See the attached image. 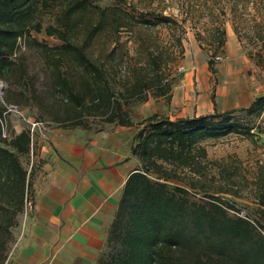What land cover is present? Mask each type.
Wrapping results in <instances>:
<instances>
[{"label": "rangeland", "instance_id": "1", "mask_svg": "<svg viewBox=\"0 0 264 264\" xmlns=\"http://www.w3.org/2000/svg\"><path fill=\"white\" fill-rule=\"evenodd\" d=\"M72 1L56 0L44 7L38 16L43 25L64 29L57 18L63 6ZM162 16L168 20L159 22ZM226 25L243 41L242 46L260 71L264 70V0H86L85 7L72 16L70 34L76 44L86 41L84 52L98 72L60 50L61 41L43 31H32L30 39H20L9 58L10 65L0 74V124L6 134H0V145L12 151L21 166L30 171L37 164V149L45 129L100 130L110 124L106 122L110 112L97 107L101 97L107 95L114 107H119L117 117L126 113L133 119L135 131L142 120H134L136 115L150 111V103L158 101H154L161 89L157 78L170 83L171 88L178 66L185 61H221ZM94 27L98 29L94 31ZM220 38L223 42L218 44ZM215 56L221 59L215 60ZM59 79L67 85L62 87ZM71 94L83 96L79 106ZM8 105L16 106V110L8 111ZM232 116L250 127V135L230 133L203 142L206 158L201 171L178 169L179 177L170 179L168 186L184 187L194 203L209 207L214 203L229 217L247 218L257 236L264 238L257 185L260 171L264 178V168H260L264 165V111L239 108ZM76 122L82 125L75 126ZM111 123L117 126V122ZM24 129L32 138L29 151L20 153L11 141ZM25 194L20 210L14 199L0 198V240L6 242L7 256L23 228Z\"/></svg>", "mask_w": 264, "mask_h": 264}, {"label": "trees", "instance_id": "2", "mask_svg": "<svg viewBox=\"0 0 264 264\" xmlns=\"http://www.w3.org/2000/svg\"><path fill=\"white\" fill-rule=\"evenodd\" d=\"M55 2L0 0V74L2 68L10 65L9 58L18 41L30 39L32 31H43L47 36L56 37L61 41L60 50L69 53L79 64L98 72L84 52L86 41L76 44L71 40L72 16L85 7L86 0H73L63 6L57 21L64 29L56 25L44 26L38 17L44 7ZM165 20L168 18L159 17V22ZM96 29L98 27L93 28ZM222 42L221 38L217 41L218 44ZM59 80L62 87L67 85L64 80ZM157 82L161 88L159 94L170 90V83H165L162 78H157ZM82 97L71 94L76 106L82 103ZM97 104L105 112H110L106 122L132 125L126 113L117 117L119 107H114L110 95L101 97ZM237 110L174 120L152 114L139 122L130 142L131 153L139 164L126 180L104 248L95 264H264V238L257 236L251 221L229 217L223 207L214 203L210 207L194 203L189 199L188 191L180 185L168 186L170 179L179 177L178 169L188 167L194 172L201 171L204 167L202 160L206 158L203 142L230 133L250 135V127L234 120L232 115ZM242 110L264 111V95L256 97ZM1 129L0 124V134ZM30 143V132L25 129L11 141L20 153L28 152ZM258 174L259 215L264 220V178H261L262 171ZM25 182L26 171L15 154L0 145V198L9 196L20 210ZM5 259L6 242L2 239L0 264Z\"/></svg>", "mask_w": 264, "mask_h": 264}, {"label": "crops", "instance_id": "3", "mask_svg": "<svg viewBox=\"0 0 264 264\" xmlns=\"http://www.w3.org/2000/svg\"><path fill=\"white\" fill-rule=\"evenodd\" d=\"M230 27L226 25L221 61L182 63L170 90L156 96L150 111L134 120L152 114L174 120L224 112L247 107L264 94V70ZM134 132L131 125L118 123L100 130L45 129L37 164L30 171L23 168L33 207L3 264L96 263L126 180L139 164L130 150Z\"/></svg>", "mask_w": 264, "mask_h": 264}, {"label": "built area", "instance_id": "4", "mask_svg": "<svg viewBox=\"0 0 264 264\" xmlns=\"http://www.w3.org/2000/svg\"><path fill=\"white\" fill-rule=\"evenodd\" d=\"M215 60H220L221 57L220 56H215L214 57ZM183 67H180L178 70H182ZM2 88H3V82L2 80L0 79V98H1V91H2ZM7 110L8 111H15L16 110V106L14 105H8L7 106ZM36 124L33 123V126H35ZM1 135L3 137L6 136L5 134V128L4 126H2V129H1ZM33 207V201L31 200V198L29 197V195L26 193L25 194V212H27L28 210H30L31 208Z\"/></svg>", "mask_w": 264, "mask_h": 264}]
</instances>
